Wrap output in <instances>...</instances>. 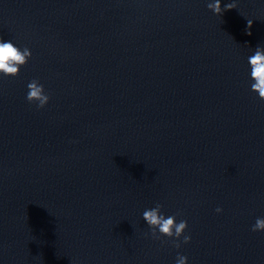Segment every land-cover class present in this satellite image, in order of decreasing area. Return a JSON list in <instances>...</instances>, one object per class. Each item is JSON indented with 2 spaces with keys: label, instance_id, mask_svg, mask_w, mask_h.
I'll use <instances>...</instances> for the list:
<instances>
[{
  "label": "clouds",
  "instance_id": "clouds-1",
  "mask_svg": "<svg viewBox=\"0 0 264 264\" xmlns=\"http://www.w3.org/2000/svg\"><path fill=\"white\" fill-rule=\"evenodd\" d=\"M207 7L214 14L222 16L225 11L235 9L237 5L232 2L222 8L221 0H214ZM252 23L251 20H248V29L252 27ZM248 34L251 35V32L248 31ZM31 56L32 53L27 47L21 50L13 42H4L0 39V74L12 77L19 75L20 68L27 64ZM248 63L251 68L250 76L254 81L251 84V90L258 94L260 100L264 101V48L257 46L254 54L248 58ZM27 88L26 100L29 103H36L38 108H43L49 102L50 97L45 93L44 86L38 80L30 81ZM162 207L161 204L157 203L154 208L146 209L143 212V220L152 230L154 238L159 239L160 236L174 238L173 244L179 248V238L185 233L188 223L186 220H180L177 223L175 216L165 217L161 212ZM216 211L221 212L222 209L217 208ZM251 230L253 232L264 231V218L258 217ZM190 240V235L183 236V243H188ZM176 264H187V257L178 255Z\"/></svg>",
  "mask_w": 264,
  "mask_h": 264
}]
</instances>
